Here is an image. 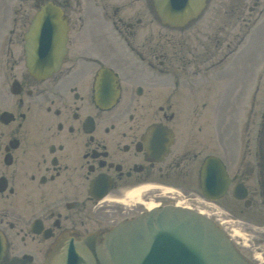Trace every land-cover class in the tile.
Returning a JSON list of instances; mask_svg holds the SVG:
<instances>
[{
  "label": "flooded vegetation",
  "instance_id": "af4514ba",
  "mask_svg": "<svg viewBox=\"0 0 264 264\" xmlns=\"http://www.w3.org/2000/svg\"><path fill=\"white\" fill-rule=\"evenodd\" d=\"M140 1L0 0V264H43L62 239L96 235L100 243L151 207H212L202 166L218 154L204 151L198 114L178 113L176 103L184 91L199 100L213 71L232 70L230 32L251 23L261 0H208L204 24L202 16L178 36L164 27L157 42L154 23L143 20L153 3L137 9ZM43 10L49 16L30 44ZM59 21L67 51L48 75L58 61ZM214 23L215 34L203 32ZM28 56L44 75L28 72ZM190 125L195 133L185 132ZM252 154L233 176L224 160L230 184L214 206L264 199L263 126ZM235 187L247 193L243 201L233 198Z\"/></svg>",
  "mask_w": 264,
  "mask_h": 264
},
{
  "label": "rangeland",
  "instance_id": "374dc122",
  "mask_svg": "<svg viewBox=\"0 0 264 264\" xmlns=\"http://www.w3.org/2000/svg\"><path fill=\"white\" fill-rule=\"evenodd\" d=\"M263 1L261 0L260 6L251 15V23L236 25L230 32V41L235 50L231 55L235 57L232 70L226 72L216 69L213 71L215 72L213 86L203 87L202 93L200 91L202 97L199 100H193L194 95L184 91V101L177 102L175 108L176 112L183 115L198 114L197 119L202 122V130L197 132V136L202 134L204 142H208V145L203 142L204 151L216 149L218 156L228 163L232 176L236 170H240L243 160L245 162L255 160L252 152L256 149V138L261 124H264ZM142 2L144 1L135 3L137 9ZM251 5L253 6V3ZM126 13L129 11L127 10ZM210 16H212L211 7L198 23L204 24L203 21ZM143 20L154 23L155 42L158 39L163 40L164 35L169 32L160 24L155 11L152 14L147 12ZM215 23L209 28L203 25V32L208 33L209 36L215 34L217 32ZM180 33L179 30L173 32L176 36ZM223 65L226 66L227 63ZM193 114L189 115V118L194 117ZM199 121L196 129L199 127ZM184 129L185 132L192 129L195 133L193 125ZM244 165L242 170L245 169ZM249 184L252 188L258 187L254 183L253 175L249 179ZM254 197L253 204L249 208L230 200L229 197L223 200L221 205L217 204L218 207L215 204L212 208L203 206L200 210L211 218H221L227 226L225 228L227 234L247 259L253 264H264V199L256 194Z\"/></svg>",
  "mask_w": 264,
  "mask_h": 264
},
{
  "label": "water",
  "instance_id": "95a60500",
  "mask_svg": "<svg viewBox=\"0 0 264 264\" xmlns=\"http://www.w3.org/2000/svg\"><path fill=\"white\" fill-rule=\"evenodd\" d=\"M206 1L153 0L161 23L173 28L184 27L196 19L204 10ZM43 12L37 16L29 33L28 41L31 44L40 20L49 16ZM62 24L60 21L55 23L58 28ZM56 38L61 61L62 52L66 50V29L59 28ZM38 64L31 57L28 67L34 75L42 73ZM203 182L204 194L208 198H216L217 186L219 190L225 187L226 171L218 159L208 158L204 163ZM236 197L242 199L244 196L236 194ZM45 264L250 263L235 248L225 232L209 218L183 208L163 207L121 224L107 234L100 244L94 236L69 240L62 247L53 249Z\"/></svg>",
  "mask_w": 264,
  "mask_h": 264
},
{
  "label": "bare ground",
  "instance_id": "6f19581e",
  "mask_svg": "<svg viewBox=\"0 0 264 264\" xmlns=\"http://www.w3.org/2000/svg\"><path fill=\"white\" fill-rule=\"evenodd\" d=\"M136 195H139V194H135L134 196H136Z\"/></svg>",
  "mask_w": 264,
  "mask_h": 264
}]
</instances>
